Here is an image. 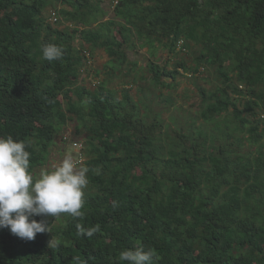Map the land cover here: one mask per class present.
I'll use <instances>...</instances> for the list:
<instances>
[{"label": "trees", "instance_id": "16d2710c", "mask_svg": "<svg viewBox=\"0 0 264 264\" xmlns=\"http://www.w3.org/2000/svg\"><path fill=\"white\" fill-rule=\"evenodd\" d=\"M57 3L55 22L73 30L44 17ZM112 3L115 16L103 22L101 0H0V136L29 145L36 175L76 121L90 169L84 216H35L51 228L32 241L0 229V264H127L120 252L138 243L156 250L153 264H264V0ZM46 42L62 46V60L42 58ZM86 46L110 56L108 76L136 67L126 53L136 48L178 62L169 70L150 61L117 97L106 82L80 85ZM184 72L213 73L220 86L199 87L195 118L167 122L142 94L170 103L158 89ZM138 81L146 87L136 100ZM77 223L101 230L80 236Z\"/></svg>", "mask_w": 264, "mask_h": 264}, {"label": "clouds", "instance_id": "9594fccd", "mask_svg": "<svg viewBox=\"0 0 264 264\" xmlns=\"http://www.w3.org/2000/svg\"><path fill=\"white\" fill-rule=\"evenodd\" d=\"M42 58L49 62L62 60L63 48L46 42L41 44ZM84 66L91 67L94 55L90 50L82 52ZM82 73V71H81ZM89 103L88 98L82 102ZM28 144L12 136H0V229L9 228L11 233L23 240L32 241L38 233L50 232L46 220L37 221L35 216L60 218L68 214L73 219L82 218L84 212V189L88 184L90 169L77 166L74 157L65 155L51 169H43L38 176L30 171ZM113 209L118 202H112ZM78 235L91 238L101 230L96 224L84 228L76 224ZM54 238L49 242L51 247ZM118 259L127 264H153L158 260L156 250L138 243L134 249L120 252Z\"/></svg>", "mask_w": 264, "mask_h": 264}, {"label": "rangeland", "instance_id": "374dc122", "mask_svg": "<svg viewBox=\"0 0 264 264\" xmlns=\"http://www.w3.org/2000/svg\"><path fill=\"white\" fill-rule=\"evenodd\" d=\"M102 6L106 7V10L109 11L106 18L102 21H108L109 19L114 18L113 9L115 7V3H112V0H101ZM57 3L55 7H49L44 12V17L46 18L47 22L53 25V27H60L61 29H69L73 30L76 26H69L66 25L58 26V23L55 22L53 13H58V11L62 8V6ZM81 28V26H78ZM76 47L82 49V43L77 40L75 43ZM87 47V46H86ZM87 50L88 47H87ZM127 56L129 57L130 63H137L136 67L128 66V64H124L122 74L119 73L115 76H108L109 69L106 66L110 63V56L105 52L103 49H98L93 52L94 63L91 67L84 66L82 70L79 83L82 86H85L89 89L95 90L97 87L103 83H107V88L112 92V94H117V97H121V91L126 88H131V82L135 77L142 75L146 71V67L150 61H155L161 66H167L169 70H173L176 67V63L178 62V58L173 59L168 51L159 50L157 52V57H153L150 55L148 49H141L136 48V50H127ZM187 51L184 53L185 55L181 54L180 57L185 58L189 64L192 62V55H187ZM131 65V64H130ZM191 66V65H189ZM134 69L131 73V76H126V72L128 69ZM182 71V69L180 70ZM183 73V72H181ZM171 82V79H170ZM220 82L217 81L213 73L209 74L205 72L202 75H195L194 73L184 72L181 76H178L177 82L173 89H158V92L163 91L166 97L171 98V102L159 101L156 96L154 95V90L151 91L146 90L145 94H142L147 101H153L151 104L152 109L156 111L164 112L163 118L170 122L169 117L175 116L179 119L180 122L186 123L189 122L190 119L195 118L197 113L200 111V104H201V96L199 94V87L206 88L208 91H211L217 87ZM146 86L143 85V82L138 81L134 84L133 88L131 89L132 96L139 100L142 96L139 93V87ZM150 92L153 94L151 95ZM264 118V117H263ZM262 129H264V124L262 125ZM77 122L71 121L68 125L63 129V132L58 136L55 141V145L51 148V152L48 158V162L45 166L39 169L34 176H38L41 170L43 169H51L53 166L57 165L59 162L62 161L65 155H72L74 157L77 166L85 163L86 158L84 156L85 150V136L84 135H77ZM64 137L68 138L67 141Z\"/></svg>", "mask_w": 264, "mask_h": 264}, {"label": "built area", "instance_id": "2783aa9c", "mask_svg": "<svg viewBox=\"0 0 264 264\" xmlns=\"http://www.w3.org/2000/svg\"><path fill=\"white\" fill-rule=\"evenodd\" d=\"M54 20L57 21L56 14L53 13Z\"/></svg>", "mask_w": 264, "mask_h": 264}, {"label": "water", "instance_id": "95a60500", "mask_svg": "<svg viewBox=\"0 0 264 264\" xmlns=\"http://www.w3.org/2000/svg\"><path fill=\"white\" fill-rule=\"evenodd\" d=\"M166 79H167V81H170L171 78H166Z\"/></svg>", "mask_w": 264, "mask_h": 264}]
</instances>
